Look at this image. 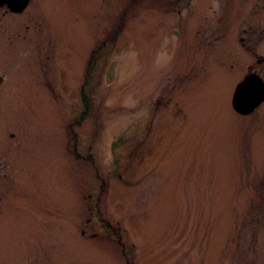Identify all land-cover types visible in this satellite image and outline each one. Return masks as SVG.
Returning a JSON list of instances; mask_svg holds the SVG:
<instances>
[{"label":"rangeland","instance_id":"obj_1","mask_svg":"<svg viewBox=\"0 0 264 264\" xmlns=\"http://www.w3.org/2000/svg\"><path fill=\"white\" fill-rule=\"evenodd\" d=\"M252 72L264 0L0 7V264H264Z\"/></svg>","mask_w":264,"mask_h":264},{"label":"water","instance_id":"obj_2","mask_svg":"<svg viewBox=\"0 0 264 264\" xmlns=\"http://www.w3.org/2000/svg\"><path fill=\"white\" fill-rule=\"evenodd\" d=\"M29 0H0V7L8 6L11 12H21ZM232 108L240 114L253 113L264 102V80L252 72L241 78L233 89Z\"/></svg>","mask_w":264,"mask_h":264},{"label":"trees","instance_id":"obj_3","mask_svg":"<svg viewBox=\"0 0 264 264\" xmlns=\"http://www.w3.org/2000/svg\"><path fill=\"white\" fill-rule=\"evenodd\" d=\"M94 57L92 56V58L90 59L89 63H88V66L91 64V62L93 61ZM84 92V91H83ZM82 99H83V112L80 114L79 116V119H77L78 121H82L81 119H83V117H85V115L87 114L88 112V105H89V101H88V98H86V95L85 93L82 94Z\"/></svg>","mask_w":264,"mask_h":264},{"label":"flooded vegetation","instance_id":"obj_4","mask_svg":"<svg viewBox=\"0 0 264 264\" xmlns=\"http://www.w3.org/2000/svg\"><path fill=\"white\" fill-rule=\"evenodd\" d=\"M3 6H6V5H3ZM7 7H8V6H7ZM259 76H260V75H259ZM260 78H261L262 80H264V78H263V77H261V76H260Z\"/></svg>","mask_w":264,"mask_h":264}]
</instances>
